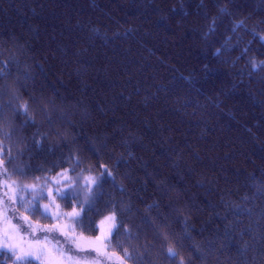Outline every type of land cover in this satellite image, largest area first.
<instances>
[{"label":"trees","instance_id":"1","mask_svg":"<svg viewBox=\"0 0 264 264\" xmlns=\"http://www.w3.org/2000/svg\"><path fill=\"white\" fill-rule=\"evenodd\" d=\"M252 61H264V0H0V68L10 69L0 84L20 102L36 97V124L9 110L0 120L12 129L0 133L12 154L0 184H44L66 169L99 177L106 165L114 179L79 223L92 236L123 208L132 236L121 228L108 252L143 255L124 264H264V68ZM37 133H48L42 150ZM17 195L11 224L49 221L42 199L33 213V193Z\"/></svg>","mask_w":264,"mask_h":264},{"label":"snow or ice","instance_id":"2","mask_svg":"<svg viewBox=\"0 0 264 264\" xmlns=\"http://www.w3.org/2000/svg\"><path fill=\"white\" fill-rule=\"evenodd\" d=\"M221 12H227V7H222L220 9ZM219 49L217 50V54L219 53ZM7 63H10L7 62ZM7 63H5L3 68H0V80L4 79L6 74H10V69L7 68ZM251 68L253 71H259L264 68V61H252ZM5 97L7 99L5 100ZM29 101H36V97L30 96L29 100H25L20 102V97L18 94V89L12 87L6 82L0 84V120L5 119L6 110L11 111L16 116H23L25 119L23 123L27 126L29 124H36V119L33 113L30 111V103ZM42 109L46 111V108ZM49 124H52V120L50 116L48 117ZM0 133L6 138L10 139L12 134L11 126L9 125V130L5 131L0 128ZM36 135L40 136L39 140H35L34 144L37 149H43L42 141L46 140L48 137V133H37ZM95 151V149H93ZM7 156L8 159L5 161L4 159H0V175H7L8 169L5 167L6 163H10L12 160V154L10 149L0 141V157ZM77 163H79V158H76ZM103 172L101 176H89L85 178V183L83 185L88 191L86 193L87 197H93L94 192L98 189L103 181L105 176L110 178L112 177L111 172L108 170L107 166L104 165ZM74 169H66L65 171L58 173L57 176L62 179L53 178L52 183L54 185H59L62 182L70 181V177L68 176L69 171H73ZM23 173V169H19ZM39 180L40 178H36ZM114 179V178H113ZM15 185V187H13ZM0 187L5 189L0 197V204L5 205L2 211H0V216L8 223V227L2 231V237H0V254L7 253L12 259V264H33V261H38L40 264H102L103 260H115L117 264H124L125 258L133 259L134 254L135 258L138 260H143V255L136 252L135 249L129 251L127 248L123 249V256H116L115 253L110 254L108 252V247L111 243V239L113 237H118L120 234V229L124 228L125 234L128 236H132L131 228H125L123 221L118 218V213L123 212V208L117 209L115 206L112 209V213L109 216L105 217V221L110 222L107 232L101 231V235L96 236L93 239H88L83 236V234H78L75 231V227L73 225L64 224L61 225L59 223H54L52 225H39L38 223H34L28 216L22 215L18 216L17 220L20 222L19 224H11L8 212L12 211L15 213L14 208H9V204H14L16 202L23 203L25 197L23 195H17V191L19 193L31 192L33 193L32 199L28 201V207L30 210L35 213L40 210L39 200L45 198L47 196L51 201L54 202L55 196L59 195L62 199L68 198V194L72 190V184H69V187L61 190L59 187L49 188L47 193L44 192V186L42 184L33 183V184H25L19 185L16 181H12L9 183L5 180ZM123 190V189H122ZM79 196V193H76ZM50 204L43 205L44 211L41 213L42 215L48 216ZM90 206V201H85V203L81 204V209ZM59 208V205H56ZM149 208L158 207L157 204H152L148 206ZM69 218L76 220L78 223L82 220L81 212L76 211L66 214ZM49 218L58 219L59 213L55 214V216H51ZM146 223L153 224L154 227H157V235L163 238L165 243L169 242V234L166 231H160L159 226L155 225L154 221L151 218H145ZM104 221L101 222L103 224ZM99 227V225L97 226ZM21 230L28 231L31 230V235L34 238V243L30 244L27 249L22 247L20 244L11 243L13 240V235L11 233H19ZM39 231L43 233V239H36L35 233ZM58 234V235H56ZM138 238V237H137ZM185 239H191L187 233L185 234ZM97 242H99L102 247L97 246ZM117 245L119 246V240H117ZM148 245H145V250H147ZM162 250L166 254L167 258L171 261H176L179 252L177 247L173 243H168L166 248L162 247ZM194 250L198 253L201 252L199 248L194 247ZM58 254V255H57ZM91 257V258H89ZM178 264H191L190 258L180 257Z\"/></svg>","mask_w":264,"mask_h":264},{"label":"rangeland","instance_id":"3","mask_svg":"<svg viewBox=\"0 0 264 264\" xmlns=\"http://www.w3.org/2000/svg\"><path fill=\"white\" fill-rule=\"evenodd\" d=\"M63 171H65V170H62L58 173H61ZM57 174L51 176L49 178V180H47L44 184H42L44 186L45 194L47 193L49 188L59 187L61 190H63V189L68 188L69 184H72V190L68 194V198H66V199H62L61 196H59V195L55 196L54 202L51 201L50 198H48L47 196H45V198H42V200L40 201L42 207L45 204L51 203V205H52L49 208L48 215L55 216V214L59 213V218L58 219L49 218L48 222H46L45 224H39V225H52L54 223H59L61 225H64V224L73 225L75 227V231L78 234L82 233L83 236L88 238V239H93L96 236L101 235V231L106 233L108 230L110 222L105 221V217L111 215V213L105 215L104 217H102L99 220V222L96 224V230H97L96 234H93L92 236L84 234L82 225L80 223H78L76 220H73L66 215L68 213L73 212L74 209L76 211H80L81 215H82L83 210L81 209V204L85 203V201L88 200V198H90V197L86 196V193L88 190L86 188H84L83 185L85 183V178L92 176V175L82 174L80 172L77 173L75 171H69L68 176L71 178L70 181L62 182L59 185H54L52 183L53 178L62 179L61 177H58ZM76 193H79V196H77ZM68 201H70V204L68 203ZM56 205H59V208H57ZM102 221H104L103 224H101ZM98 225H99V227H97ZM8 226H9L8 223L5 220H2V222L0 223V237H1L2 231L4 229H6ZM30 233H31V231L30 232L26 231L25 233H23V230H22L21 235L19 233H11V235H13V240L11 241V243L20 244V245H22L24 243L27 245V246L25 245L26 247L24 246L25 249H27L30 244L34 243V239L28 240L30 238ZM39 235H42V236H39ZM56 235H58V234H56ZM35 237L42 240L43 239V233L37 231L35 233ZM97 246L102 247V245L99 242H97ZM89 258H91V257H89ZM102 264H112V260L111 261L103 260Z\"/></svg>","mask_w":264,"mask_h":264}]
</instances>
